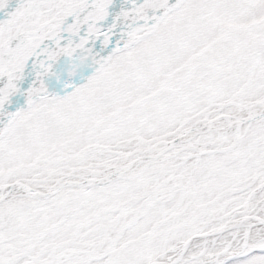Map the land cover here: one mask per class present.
Returning <instances> with one entry per match:
<instances>
[{
	"label": "snow or ice",
	"instance_id": "6c2138e0",
	"mask_svg": "<svg viewBox=\"0 0 264 264\" xmlns=\"http://www.w3.org/2000/svg\"><path fill=\"white\" fill-rule=\"evenodd\" d=\"M0 264H264V0H0Z\"/></svg>",
	"mask_w": 264,
	"mask_h": 264
}]
</instances>
